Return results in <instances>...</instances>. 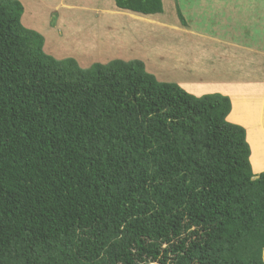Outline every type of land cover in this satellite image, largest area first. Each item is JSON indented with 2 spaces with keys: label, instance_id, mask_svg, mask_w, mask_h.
Wrapping results in <instances>:
<instances>
[{
  "label": "trees",
  "instance_id": "16d2710c",
  "mask_svg": "<svg viewBox=\"0 0 264 264\" xmlns=\"http://www.w3.org/2000/svg\"><path fill=\"white\" fill-rule=\"evenodd\" d=\"M22 12L0 0V264H264V170L229 97L57 59Z\"/></svg>",
  "mask_w": 264,
  "mask_h": 264
},
{
  "label": "crops",
  "instance_id": "0c3cea01",
  "mask_svg": "<svg viewBox=\"0 0 264 264\" xmlns=\"http://www.w3.org/2000/svg\"><path fill=\"white\" fill-rule=\"evenodd\" d=\"M19 1L23 5L21 23L43 36V50L46 43L51 41L49 34L53 33V29H55L46 23L50 11L58 12L59 23L57 25L63 27L69 25L76 28L70 21L79 19L81 16L85 17L88 15L87 11L95 10L98 13L97 17L104 24H107L109 19L114 20L113 25L118 37L124 35L125 27L128 32H133V25L140 21L148 24L153 35L155 26L167 29V34L164 36H176L177 38L173 39L172 42L167 41L166 48L161 51L152 49L154 47L152 45L154 44V36L151 38V42H148V40L145 41L144 37L138 38L136 32H134L137 50L132 51L133 58L131 59L141 61L144 59L142 61L144 64L147 61L151 64L149 56L154 57L157 55V59H159L157 62L161 61L163 67L162 71H158L166 72L174 69L178 73L181 69L184 74L176 79L177 82L169 81L171 79H166L163 75L160 76L155 68H147L144 65L146 71L147 69L151 70L161 79L156 80L177 83L185 91L196 96L212 92L227 95L231 102V109L226 119L244 128L245 139L250 148V170L254 176L264 170V0H253L252 3H256V6L252 11L243 8L246 6L243 0H198V10L202 4H207L205 8L209 10L208 4L213 5L218 1L219 4H223L225 9L198 11L200 18L208 16L210 19L209 25L216 27V29L211 31L200 20L198 31L189 29L188 32L186 22L182 24L176 15L175 0H166L169 9L167 12H165V2L161 0L162 11L154 14H142L121 9L115 5L113 0ZM26 5L27 12L25 13ZM38 9L39 13L37 12ZM181 14L183 15L182 12ZM117 18L122 19V21H118ZM35 27L42 28L37 29ZM235 32L240 35H236ZM188 35L194 41L197 39L198 45L195 43L197 41H190ZM220 39L233 43V45L226 43V49H221L222 46L216 47V45L211 51V42H217ZM146 44H151L150 49ZM184 44H188L185 50L190 51V56L180 50ZM239 48L242 49L243 53L241 51L238 55L235 54V57L242 56V74L236 72L235 75L227 66L226 71L214 66L221 57L233 56L235 51L233 49ZM46 50L48 51V49ZM220 50L226 51L224 56ZM203 52H205L204 55ZM234 59L230 61L234 63ZM154 77L156 78L155 75Z\"/></svg>",
  "mask_w": 264,
  "mask_h": 264
},
{
  "label": "rangeland",
  "instance_id": "374dc122",
  "mask_svg": "<svg viewBox=\"0 0 264 264\" xmlns=\"http://www.w3.org/2000/svg\"><path fill=\"white\" fill-rule=\"evenodd\" d=\"M164 2H165V12H167L169 10L168 3L166 2V0H164ZM175 2H176V8H178L179 11L183 13V17L185 19L188 29L187 32L189 31V29L191 30L195 29L196 31H198V24L200 23V20L211 31L215 30L216 27L209 25L210 19L208 18V16H202L200 18V14H198V11L206 12V11H211V9H213V11L225 9L223 8V4H219V1L216 2V4L214 3L213 5L208 4L209 10L205 8L207 4L206 5L202 4L200 6V9L198 10V0H175ZM243 2H245L244 4H246V6L243 7L244 9H250L252 11L253 8H255L256 6V3H252L253 0H243ZM234 8H238V7H234ZM26 12H27V5H26L25 13ZM37 12L39 13V9L37 10ZM51 12L52 11L49 12L46 23L49 26L54 27L55 29H53V33L49 34L51 41L46 43L44 47V51L57 59H62L65 57H73L81 66H88L95 61L106 62L112 58H120V59H124L125 61L130 60L131 58H133L132 53L135 52V50H137L135 46L134 32H136L138 38L144 37L145 41L148 40V42H151V38L154 36V44H152L154 47L152 49L155 51H161L163 48H166L165 45L167 44V41L170 40V42H172L173 39L177 38L176 36H170V37L168 35L164 36L167 34V29H165L164 27L161 29L158 26H155V28H153L154 30V35H153L152 31H150L148 24H145L141 21L133 25L134 26L133 32H128L127 28L125 27L124 35L118 37L116 35L115 28L113 25L114 20L109 19L108 23L104 24V22L100 20L99 17H97L98 13L95 10H92L91 12L87 11L88 15L85 17L81 16L79 19H75V20L73 19L72 21H70V23L75 25L76 28L75 27L72 28L69 25L63 27L61 25H57L59 23V18H57L58 12L56 11L52 13ZM81 18L82 20H80ZM117 20L122 21V19L119 18H117ZM23 25L27 28H30L25 24ZM45 27H47V25H45ZM35 28L41 29L42 27H35ZM217 28H219V26H217ZM235 34L240 35L237 32H235ZM195 36L197 37V35ZM188 39L190 41L193 40L192 37H189V35H188ZM195 41H197V39H195ZM195 43L198 45V41ZM226 43L233 45V43L220 39V41L211 42L210 49L212 51L216 45H217L216 47L222 46L221 49L223 48L226 49V45H225ZM147 45L148 48L150 49L151 44H146V46ZM187 45L188 44H184V46L180 48V50L182 51V53H187L190 56V51L185 50ZM46 49H48V51ZM233 50H235L233 56H225L223 58L221 57V59H219V61L216 62L214 66H218L219 68L225 71L227 70L226 68L227 66L229 69H231L232 72H234L235 75L236 72L242 74V66H243L242 56L235 57V54L238 55L242 51V49L239 48ZM220 52L222 53L223 51L220 50ZM225 53L226 51L223 52V56L225 55ZM151 54L153 55V53ZM204 54L205 52H203V55ZM157 57H158L157 55L154 57L149 56L151 64H149L148 61L145 64L143 62V64L147 66V68H152V67L155 68V71L159 73L160 76L163 75L166 79H171L169 81L177 82L176 79H178L180 76H183L184 73L182 72L181 69L179 70L178 73H176V70L174 69H171L172 71L160 72L162 71L163 67L161 61L157 62V60H159L157 59ZM232 59H234V63L230 61ZM143 60L144 59H142V61ZM207 63L209 62L207 61ZM147 71L152 73V71L149 69H147ZM209 72L211 73V71ZM154 75L156 76V79L161 80L160 78L157 77L156 74Z\"/></svg>",
  "mask_w": 264,
  "mask_h": 264
}]
</instances>
